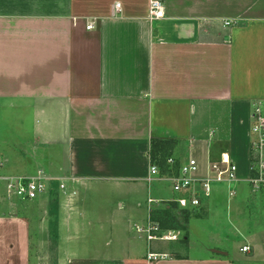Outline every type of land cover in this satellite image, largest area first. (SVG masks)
<instances>
[{
	"label": "crops",
	"instance_id": "obj_1",
	"mask_svg": "<svg viewBox=\"0 0 264 264\" xmlns=\"http://www.w3.org/2000/svg\"><path fill=\"white\" fill-rule=\"evenodd\" d=\"M163 1L165 16L151 18L150 0H0V177L43 170L53 181L32 201L51 200L61 178L87 195L119 193L101 209L87 197L86 211L67 213L61 226L59 213L54 241L65 240L64 255L54 264H264V182L254 189L250 181L255 108L264 115V0ZM153 139L168 156L165 167L152 159ZM223 153L236 163L237 181L214 183L199 206L139 197L153 183L171 186L191 157L204 177ZM152 165L159 175L150 176ZM4 182L0 264H41L40 225L16 208L22 199L8 198ZM169 204L181 219L191 211L182 229L194 218L212 228L209 244L200 242L207 254L152 250L166 240L136 229ZM80 217V229L66 222ZM131 221L146 245L130 241ZM223 221L243 240H234V256L230 229L214 232ZM113 233L120 250L103 247Z\"/></svg>",
	"mask_w": 264,
	"mask_h": 264
},
{
	"label": "rangeland",
	"instance_id": "obj_2",
	"mask_svg": "<svg viewBox=\"0 0 264 264\" xmlns=\"http://www.w3.org/2000/svg\"><path fill=\"white\" fill-rule=\"evenodd\" d=\"M3 125H4V123H3ZM2 135L5 137V139H3V140H9V139H12V137H10V136L13 134H3V132H2ZM162 157L164 158V160H166V158L168 156L162 155ZM30 168L31 169L29 172L30 173L34 172V166H30ZM50 172H55V171H50ZM156 189L160 190L159 194H157L155 192ZM70 190H74V193H72L70 195L71 198H68L67 195L69 194ZM60 192L61 193H58V195H59L58 198H59V203H60V209H59L60 226L63 225V218L68 217L67 213H71L75 209H78L80 212L86 211L85 207H87V204H86V198L87 197H88V207L92 206V207H96L98 209H101V206L104 205V203L101 202V200H104L106 198H114V197H116L115 195L117 194V193H115V194L109 195V193H102V192L97 193L96 192V193H90L89 195H87V192H83L82 186H80L79 184H75L74 186H69V190H65V191L61 190ZM148 194H151V196L153 198H155L154 205L162 204L163 202L161 203V200H158L161 198H163V199L169 198L171 200V202H173V205H176L174 202L180 196L179 193H177L173 190L172 186H170L169 183H167V184L164 183L161 185H159L157 183H153L150 186L149 190H148V187H146L138 195L141 199L146 200ZM65 200H67V201H65ZM18 202L20 204L16 205V208H18V207L23 208V210L26 211V213H28L30 215V218H32V217L34 218L33 221L35 222L36 226L40 225V227L37 226V227H39V232L41 231V233H39V236H38L39 241H40V249L38 250V253L40 252L39 253L40 255H38L39 256L38 262H41V264H54V263H56V261L58 259V263H59L60 258H62V256L64 255V250L62 248H60V246H63L62 241H65V240H61L59 237L58 240L54 241V239H56L57 235L56 236H55V234L51 235V233H50V222H51L50 203H51V200H49V199L46 201H44V200H42V201L21 200ZM114 204L115 203H113V205ZM110 205H112V203ZM69 206H71L73 209L72 210L69 209ZM159 206H161V205H159ZM189 212H191V211H189ZM182 217H183V215H182ZM73 218H67L66 222L71 223L72 226H75V227L80 229L82 223H85L84 217H80L77 220L74 219L72 222ZM193 218H194V216H193ZM37 219H38V221H37ZM96 220H98V219H96ZM149 220L154 223V221L152 219H149V218L146 219L145 223H148ZM199 220H202V218H199V219L194 218L193 220H191V224H189L187 229H181L179 231L174 230L172 232L173 229H162V230L160 229L161 232H164V233H167L168 231L172 232V234L176 233L178 237H176L175 240H173V241H170V240L169 241L168 240H166V241H153L151 243L152 244V250H155V251H162V250L173 251V250H176L182 254L193 255V256L194 255L207 254L208 251L205 249V247L202 243L206 242V244H209L208 243L209 242L208 239H209V235H210L209 231H211L212 228L207 227V224L203 225L204 227H202L200 225ZM119 222L122 223L123 227H126L128 225V221H119ZM140 222H143V221H140ZM134 224H135V222H133V221L130 222V227H129V231H130L129 234L131 237L130 241L132 240V237H135V239L139 240L141 244L146 245L145 239L138 238V233L136 232ZM222 225H224L225 227L230 229L229 234H230V236H232V238H230L231 244H229V245L231 246V249H229L230 250L229 253L232 256H234L233 253H235V251L237 253H239L236 246H234V240L241 241V237H239V235L234 231L233 226L231 227L230 224L228 223V221L221 222L220 225L216 226V227H219L218 230L216 229V230H214V232H219V230H220V232L222 233L224 231V227ZM64 226H66V225H64ZM65 232H63L64 237L67 236V233H65ZM144 235L147 238V235L146 234H144ZM76 236L78 237L77 239H81L85 236V234L79 233ZM118 238H119V236L115 233L111 234L110 236H107L106 239L103 240V243H102L103 247L106 250L107 249L112 250V251L120 250L119 248H122V247L119 246V245H121V243L118 242ZM122 241L125 242V240H123V239H122ZM126 241H127V239H126ZM242 241L237 242L236 245L239 243H242ZM200 242H202V243L200 244ZM105 243H106V245H105ZM201 245H203L204 248H202ZM227 249H228V247H227ZM92 250L93 249H91V245H90L86 252L89 253V252H92ZM150 255H152V254H150ZM161 255H163V254H161ZM240 256L245 257V254L240 253ZM240 264H247V263L245 261L243 262L241 260Z\"/></svg>",
	"mask_w": 264,
	"mask_h": 264
},
{
	"label": "built area",
	"instance_id": "obj_3",
	"mask_svg": "<svg viewBox=\"0 0 264 264\" xmlns=\"http://www.w3.org/2000/svg\"><path fill=\"white\" fill-rule=\"evenodd\" d=\"M119 7V4H117ZM149 14L151 18H162L165 16L164 1L163 0H150ZM226 25H230L229 20L225 21ZM93 25L90 24L88 28ZM254 128L253 131L258 135V139L253 142L254 146V159L256 160L257 175L250 179L254 189L259 187L260 183L264 182V115L260 107L254 110ZM168 162L174 163V159L169 157ZM2 159L0 158V166ZM236 163L232 162L227 154H222L219 159L211 160L208 166V172L204 177L199 176V165L195 158H189L179 165L177 175L172 179V188L180 196L175 202L182 208L197 207L202 203V198L211 194L212 186L214 183H228L233 184L237 181ZM160 171L157 166L152 165L150 168V176L159 175ZM0 180H5L4 185L8 198H17L27 201L36 200L42 195L46 194L48 187L53 181V178L46 174L43 170H38L31 175H18L10 177H0ZM59 190H69L70 183H75V179L69 180L68 178H61L59 181ZM235 189H230V194H235ZM74 192H70V195ZM155 200L149 199L148 202ZM136 229L144 232L148 240H173L177 236L168 231L167 233L161 232L158 224L151 222L145 223L143 226L137 225ZM250 247L244 245L241 250L248 251ZM151 256H154L153 254Z\"/></svg>",
	"mask_w": 264,
	"mask_h": 264
},
{
	"label": "trees",
	"instance_id": "obj_4",
	"mask_svg": "<svg viewBox=\"0 0 264 264\" xmlns=\"http://www.w3.org/2000/svg\"><path fill=\"white\" fill-rule=\"evenodd\" d=\"M151 153L152 159L155 162L159 163V165L164 166V158L161 155L164 153V150L161 148L160 140L153 139L151 141ZM153 161V160H152ZM257 175V168H256V160L254 159V154L251 157V171L250 176L255 177ZM57 187L59 185L54 183V188L51 190V203H50V215H51V222H50V233L57 235V228H58V219H59V209H58V202H59V195L57 191ZM175 207V206H174ZM178 207V206H176ZM183 210V209H182ZM173 205L169 204L163 205L160 208L153 209L151 219L154 222H157L161 228L163 229H182L185 227V222L188 219L186 210H183V219H181L177 214H173Z\"/></svg>",
	"mask_w": 264,
	"mask_h": 264
}]
</instances>
